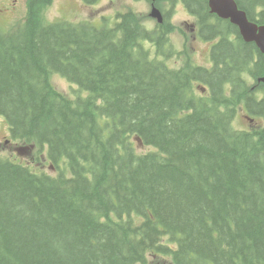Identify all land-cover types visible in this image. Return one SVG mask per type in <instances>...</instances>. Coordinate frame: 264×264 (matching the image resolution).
Wrapping results in <instances>:
<instances>
[{
  "label": "trees",
  "instance_id": "trees-1",
  "mask_svg": "<svg viewBox=\"0 0 264 264\" xmlns=\"http://www.w3.org/2000/svg\"><path fill=\"white\" fill-rule=\"evenodd\" d=\"M182 1L219 38L211 67L167 47L168 21L149 30L133 11L98 29L30 6L0 28V117L59 168L0 156V264H264V127L234 125L244 104L264 115L245 78L264 59L209 0ZM237 2L264 23V0ZM52 71L90 94L70 99Z\"/></svg>",
  "mask_w": 264,
  "mask_h": 264
},
{
  "label": "rangeland",
  "instance_id": "rangeland-1",
  "mask_svg": "<svg viewBox=\"0 0 264 264\" xmlns=\"http://www.w3.org/2000/svg\"><path fill=\"white\" fill-rule=\"evenodd\" d=\"M6 1L0 0V15L6 10ZM10 2V5H13ZM162 11H169V18L175 24L182 26L185 34L181 32H173L170 36L171 46L169 47L172 52H176L179 49H183L185 46V40L188 43V54L191 55L195 63L200 65H210V49L214 40H206L199 34V29H194L196 24V14L189 9V7L179 1L169 3L166 0H162L157 5ZM132 9L137 14L141 21H145L148 28H154L156 26V19L149 15L151 11L150 3L148 0H50V3L46 6V9H42V14L45 22L54 21H92L95 25H100L101 18L103 23L112 25L116 20V15L119 12ZM27 14V0H18L14 6V12L10 16L0 17V26L3 30L7 31L15 26L18 22L23 21ZM187 35V39L186 36ZM154 49H152V53ZM170 52V51H169ZM154 55V54H153ZM167 63L172 67H177L182 63V58L173 56ZM52 81L54 85L61 91L67 93L73 98L86 95V91L77 84L71 83L66 77L59 73L52 74ZM254 82L253 80H250ZM0 118V154L6 157H11L16 160H20L25 163H31L34 169L39 172H47L53 175L59 173V168L55 163L48 161L45 158L37 155V150H31L29 153L20 152L18 148L27 146L25 142L13 138L10 132V126L8 122ZM237 121V120H236ZM235 121V125H236ZM241 129H249L250 124L243 114L238 117L237 125ZM10 142L6 143V140ZM153 146L140 145V152H147L154 150ZM61 169L69 170L67 159L60 162Z\"/></svg>",
  "mask_w": 264,
  "mask_h": 264
},
{
  "label": "water",
  "instance_id": "water-1",
  "mask_svg": "<svg viewBox=\"0 0 264 264\" xmlns=\"http://www.w3.org/2000/svg\"><path fill=\"white\" fill-rule=\"evenodd\" d=\"M211 11L218 14L221 18L230 19L231 22L240 28L243 38L250 42L257 43L262 52H264V24L258 25L248 19L244 10L238 7L235 0H210ZM153 16L162 21L160 10L154 9Z\"/></svg>",
  "mask_w": 264,
  "mask_h": 264
},
{
  "label": "flooded vegetation",
  "instance_id": "flooded-vegetation-1",
  "mask_svg": "<svg viewBox=\"0 0 264 264\" xmlns=\"http://www.w3.org/2000/svg\"><path fill=\"white\" fill-rule=\"evenodd\" d=\"M17 0H13V3L16 2Z\"/></svg>",
  "mask_w": 264,
  "mask_h": 264
},
{
  "label": "bare ground",
  "instance_id": "bare-ground-1",
  "mask_svg": "<svg viewBox=\"0 0 264 264\" xmlns=\"http://www.w3.org/2000/svg\"><path fill=\"white\" fill-rule=\"evenodd\" d=\"M246 12V14L248 13L247 11H245ZM262 24H264V23H262Z\"/></svg>",
  "mask_w": 264,
  "mask_h": 264
}]
</instances>
